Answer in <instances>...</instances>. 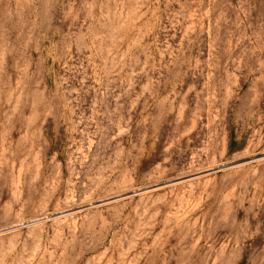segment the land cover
<instances>
[{"label": "rangeland", "instance_id": "374dc122", "mask_svg": "<svg viewBox=\"0 0 264 264\" xmlns=\"http://www.w3.org/2000/svg\"><path fill=\"white\" fill-rule=\"evenodd\" d=\"M0 264H264V0H0Z\"/></svg>", "mask_w": 264, "mask_h": 264}]
</instances>
